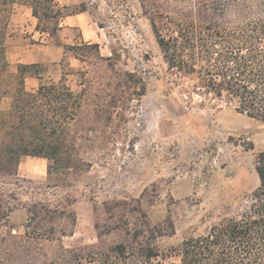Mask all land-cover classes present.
Masks as SVG:
<instances>
[{
  "label": "rangeland",
  "instance_id": "obj_1",
  "mask_svg": "<svg viewBox=\"0 0 264 264\" xmlns=\"http://www.w3.org/2000/svg\"><path fill=\"white\" fill-rule=\"evenodd\" d=\"M56 1L68 11L84 12L60 21L55 37L37 32L26 8L5 11L6 58L11 72L18 64L39 63L48 66L45 79L57 82L65 73V84L81 99L77 119L66 128L65 146L87 164L71 171L54 165L48 176L46 160L21 157L18 180L4 179L0 190L22 205L38 200L64 205L70 197L76 226L74 236L64 239L66 246L96 244L94 222L109 201L140 200L152 223L170 218L172 245L233 215L239 200L258 186L255 162L264 151V122L211 95H198L189 89L194 77L168 71L150 18L174 9L180 19L188 3ZM161 34L169 36L162 29ZM81 41L97 44L102 60L94 50L64 54L63 46ZM37 86L35 78L25 79L27 92ZM9 104L2 99L0 109ZM24 213L17 210L10 222L21 234ZM116 239L104 237L103 245Z\"/></svg>",
  "mask_w": 264,
  "mask_h": 264
},
{
  "label": "trees",
  "instance_id": "obj_2",
  "mask_svg": "<svg viewBox=\"0 0 264 264\" xmlns=\"http://www.w3.org/2000/svg\"><path fill=\"white\" fill-rule=\"evenodd\" d=\"M183 2L188 7L180 19L174 9L150 18L168 71L194 77L196 84L189 89L198 95H211L264 122V0ZM14 6L29 8L36 31L51 37L61 29L60 21L84 12L68 11L56 0H0V102L10 100L9 109H0V186L4 179L18 180L21 157L46 160L48 176L54 165L71 171L87 164L65 146L66 128L81 111V99L65 84V73L53 82L44 78L45 64H18L15 72L10 70L5 11ZM80 49L94 50L102 60L97 44L63 46L64 54ZM59 65L64 72L68 68L63 60ZM28 77L38 81L32 93L24 88ZM255 173L258 186L239 200L233 215L189 233L176 245L167 242L175 235L171 219L152 223L140 200H131L103 204L94 222L95 245L66 246L64 239L74 236L76 226L70 197L64 205L42 200L22 205L0 190V264H264V151L257 156ZM19 209L26 213L22 234L10 223ZM111 235L116 241L104 246L103 238Z\"/></svg>",
  "mask_w": 264,
  "mask_h": 264
},
{
  "label": "crops",
  "instance_id": "obj_3",
  "mask_svg": "<svg viewBox=\"0 0 264 264\" xmlns=\"http://www.w3.org/2000/svg\"><path fill=\"white\" fill-rule=\"evenodd\" d=\"M21 7H23V6H21ZM24 8H26L27 10H29L30 11V9L29 8H27V7H24ZM30 14H31V12H30ZM71 16H68V17H66V18H64L63 20H67L68 18H70ZM65 22V21H64ZM32 159H37V158H32ZM38 160H44V159H38ZM17 211H15L14 213H16ZM25 212V211H24ZM13 213V214H14ZM12 214V215H13ZM12 215H11V218H12ZM24 216H25V218H26V213H24ZM24 218V219H25Z\"/></svg>",
  "mask_w": 264,
  "mask_h": 264
}]
</instances>
